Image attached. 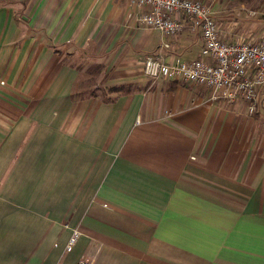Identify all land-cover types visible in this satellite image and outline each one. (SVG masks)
Wrapping results in <instances>:
<instances>
[{
    "label": "crops",
    "instance_id": "1",
    "mask_svg": "<svg viewBox=\"0 0 264 264\" xmlns=\"http://www.w3.org/2000/svg\"><path fill=\"white\" fill-rule=\"evenodd\" d=\"M204 1L227 40L246 30L227 17H264V0ZM141 10L0 0V264H264V108L146 75L203 40Z\"/></svg>",
    "mask_w": 264,
    "mask_h": 264
},
{
    "label": "built area",
    "instance_id": "2",
    "mask_svg": "<svg viewBox=\"0 0 264 264\" xmlns=\"http://www.w3.org/2000/svg\"><path fill=\"white\" fill-rule=\"evenodd\" d=\"M142 8L139 23L175 36L184 28L181 15L188 17L189 26L200 31L203 40L198 58L187 61L147 56L143 70L153 79L174 78L208 87L214 100L246 101L249 111L264 108V39L227 40L211 6L204 0H130ZM256 15L257 11H251ZM168 47L169 43H165ZM194 158V157H193ZM80 231L74 228L65 251L74 248ZM76 264H89L86 258Z\"/></svg>",
    "mask_w": 264,
    "mask_h": 264
},
{
    "label": "rangeland",
    "instance_id": "3",
    "mask_svg": "<svg viewBox=\"0 0 264 264\" xmlns=\"http://www.w3.org/2000/svg\"><path fill=\"white\" fill-rule=\"evenodd\" d=\"M216 18H219L222 20V18L225 19L226 17H216ZM227 18L237 23V25H239L238 27L246 28V30L243 32L240 30L239 35H237V39L257 38L263 32L262 30L264 28V17H227ZM248 27L252 29L251 30L252 32L250 33L249 31L247 32ZM217 101H223V100H217ZM227 102H229L230 104H233V102H230V101H227ZM250 113L253 114L255 112H250Z\"/></svg>",
    "mask_w": 264,
    "mask_h": 264
}]
</instances>
